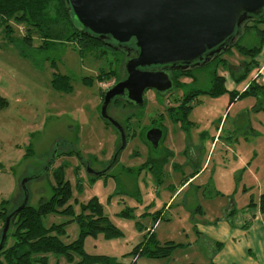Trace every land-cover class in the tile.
Returning a JSON list of instances; mask_svg holds the SVG:
<instances>
[{
  "label": "rangeland",
  "instance_id": "rangeland-1",
  "mask_svg": "<svg viewBox=\"0 0 264 264\" xmlns=\"http://www.w3.org/2000/svg\"><path fill=\"white\" fill-rule=\"evenodd\" d=\"M247 26L240 33L238 45L250 48L258 43L264 24L250 22ZM25 34L22 26L15 27V37ZM42 41V36L35 34V47ZM78 46L53 42L46 49L24 55L0 31V211L5 205L8 212H14L24 202L23 183L30 179L26 184L29 206L37 207L40 201L49 200L53 194L52 173L64 164L75 212L96 197L122 232L113 239L102 234L88 237L85 250L89 254L131 263L134 248L153 232L162 246L175 248L169 257H137L135 264H217L211 251L219 248L207 246L196 225L218 224V220H225L231 228L244 225L246 228L241 230L248 232L245 239L258 247L264 240V213L259 208L264 194L262 103L251 95L239 97L232 104L230 93L219 97L200 95L194 101L186 129L171 120L167 107L183 94L208 90L210 74L218 64L217 74L225 77L228 91L242 93L255 78L264 83V46L255 57L258 66L240 81L236 76L251 58H245L235 47L198 69L195 82L186 79L172 98L147 91L145 107L121 102L111 105L109 114L126 128L129 142L110 171L97 179L82 161L102 171L115 160L121 146L119 133L107 125L100 108L103 93L125 78L126 58L109 48H104L108 53L102 57L100 48L82 55ZM114 69L116 76L100 81L102 72ZM54 73L70 78V93L53 87ZM155 120L167 132L159 150L151 149L140 135ZM188 147L196 149L191 152V162L185 154ZM165 148L172 154L161 167L151 159L162 156ZM202 167L199 177L178 192L182 181L190 180ZM197 206L202 213L196 211ZM69 221L68 216L49 215L44 224L51 227L67 223L63 240L69 243L80 234L79 225ZM14 231L10 225L9 234ZM12 243L9 239L7 246ZM254 254L251 261L241 264H264L263 254L255 249ZM49 264L68 263L64 258H52Z\"/></svg>",
  "mask_w": 264,
  "mask_h": 264
},
{
  "label": "trees",
  "instance_id": "trees-1",
  "mask_svg": "<svg viewBox=\"0 0 264 264\" xmlns=\"http://www.w3.org/2000/svg\"><path fill=\"white\" fill-rule=\"evenodd\" d=\"M252 22L264 24V16ZM17 25L25 29L26 34L23 37L14 36V29ZM247 25L245 27H248ZM0 31L5 34L11 44L19 47L20 52L24 55L30 51L46 49L53 42L56 44L59 42L78 44L79 52L82 55L85 51L99 50L98 48H100L101 55L99 56L102 57L108 53L105 49L109 48L106 43L92 38L78 29L66 0H0ZM35 34H39L43 39L42 45L37 47L34 44ZM258 36V43L250 48L238 45L241 37L230 48L231 50L236 47L245 58H251L249 63H245L244 71L240 76H236L238 81L246 78L249 72L258 66L255 57L264 46V29L259 31ZM110 50L119 52L114 49ZM122 54L125 56L124 53ZM219 65L216 66L219 67ZM216 66L210 74V88L208 90L194 92L184 100L182 106L168 110L174 123L181 124L184 129L188 128L190 125L188 117L193 109L191 103L196 97L204 94L219 97L230 93L231 104L239 97L256 96L258 101L262 103L261 108L264 110V83L255 78L251 80L242 93L228 91L225 77L217 74ZM116 74L115 69L110 73L104 71L99 75V79L103 82L112 79V75L116 76ZM105 75L108 77L106 78ZM52 84L56 90L68 93L72 91L68 76L54 73ZM104 93L103 95H105ZM114 103L118 102L115 101ZM107 125L110 124L107 123ZM143 140L147 143L145 138ZM64 168L65 165L63 164L52 173L54 179L53 194L49 200L40 201L37 207L28 206L12 218L11 225L15 227V231L12 234L8 233L6 244L0 252V264H49L50 256L64 258L68 264H135L137 257L165 258L171 255L175 247L169 244L162 246L156 240L153 232H150L145 240L134 248L131 253L134 261L131 263H122L105 255L89 254L85 250V240L88 237L96 238L102 234L107 239H113L122 236V232L104 213L103 207L96 197L87 204H81L79 213L75 212L70 203L73 192L69 181L65 179ZM259 208L264 213V194L260 196ZM197 210L200 208L198 207ZM11 213L13 212H8L7 207L2 205L0 211L1 235L6 219ZM49 215L70 217L68 223L75 222L80 227L79 237L73 242L66 243L63 237L66 236L67 223L46 227L44 220ZM9 239H12L13 243L8 247Z\"/></svg>",
  "mask_w": 264,
  "mask_h": 264
},
{
  "label": "water",
  "instance_id": "water-1",
  "mask_svg": "<svg viewBox=\"0 0 264 264\" xmlns=\"http://www.w3.org/2000/svg\"><path fill=\"white\" fill-rule=\"evenodd\" d=\"M82 33L102 42L124 45L125 79L106 91L100 115L119 133L125 150L128 137L123 126L109 114L114 100L125 97L137 106L145 105V93L164 94L174 88L168 73L149 70L192 63L208 64L205 54H220L235 45L240 33L251 20L264 16V0H66ZM229 41L228 45L221 48ZM135 54L136 56H134ZM186 67V68H187ZM164 133L159 128L148 131L146 140L158 149ZM55 158V156L53 157ZM114 160V161H115ZM89 174L103 176L107 170ZM23 183L24 202L5 222L0 239L3 250L11 220L29 206V191Z\"/></svg>",
  "mask_w": 264,
  "mask_h": 264
},
{
  "label": "crops",
  "instance_id": "crops-1",
  "mask_svg": "<svg viewBox=\"0 0 264 264\" xmlns=\"http://www.w3.org/2000/svg\"><path fill=\"white\" fill-rule=\"evenodd\" d=\"M247 86L248 85L244 87L243 91H245ZM165 151L169 154H172L169 148H165ZM192 151H196V149L193 147H188V150L185 154H188V157H191ZM203 170L204 167H202L200 170H197L195 172L196 174L190 180L182 181V187L178 192L185 189V187L188 186L189 183L192 182V180L197 179ZM168 205L166 207H168ZM199 208L200 210H197V206L196 211L198 213H202V209L200 206ZM233 212L234 210L230 211V215ZM217 223L218 224L206 223L204 225L199 223L198 225H196V229L199 230V233L202 235V237L206 238V245L210 248H212L213 245H215L216 248H219V250L217 251H211V253H215V260L217 261V264H241V261H251V257L255 255L254 249L257 250V254H263L262 258L264 260V240L260 241L258 243V247H256L250 240L245 239L248 235V232H244L241 230L242 228H246L244 227V225L243 227L239 226L237 228H231V225H229L225 220H218ZM242 239L244 240L243 242H241ZM52 258L56 257L50 256V261L52 260Z\"/></svg>",
  "mask_w": 264,
  "mask_h": 264
},
{
  "label": "flooded vegetation",
  "instance_id": "flooded-vegetation-1",
  "mask_svg": "<svg viewBox=\"0 0 264 264\" xmlns=\"http://www.w3.org/2000/svg\"><path fill=\"white\" fill-rule=\"evenodd\" d=\"M253 20H251L250 22H252ZM249 22V23H250ZM104 43H106V45H108V47L110 48V49H114L115 51H119V52H122V53H124L125 54V48H124V45H119V44H117V43H112V42H104ZM228 43H229V41L226 43V44H224L221 48H224L226 45H228ZM230 49H228L227 51H222L220 54H215L214 56H212L211 55V51H209V52H207L206 54H205V60L207 59V60H210L209 62H208V64H206V65H202V63L203 62H201V63H197V62H195V63H192L191 65H189L188 67L185 65V64H181V63H178V64H176V65H169V66H165V67H154V68H151V69H149V70H152V71H163V72H166V73H168L169 74V76L171 77V80L173 81V84H174V88L171 90V91H169V92H167V93H164V94H161V93H158V92H156V91H154V90H149V91H154L159 97H161V98H166V99H168V98H172L171 96L174 94V92H176V91H178V90H180V89H182V87H184V85L187 83V81H185L186 79H191L192 80V83H194L195 82V79L197 78L196 77V71L198 70V69H200V68H202V67H207L208 65H210V64H212L213 63V61H215L216 59H218V58H220L223 54H225V53H227L228 51H229ZM134 56H136L135 54H133ZM125 60H127L128 59V57L126 56V54H125ZM187 67V68H186ZM193 74H195V75H193ZM125 79V78H124ZM120 81V80H119ZM119 81H117V82H119ZM116 82V83H117ZM115 83V84H116ZM114 84V85H115ZM113 87V86H112ZM109 90V89H108ZM146 94V93H145ZM191 95V94H190ZM189 95L188 94H183L181 97H179V98H175L174 100L175 101H177V103L175 102V104H173V105H171V104H168V107H167V109L169 110L170 108H173V107H180V106H182V104L184 103V100L188 97ZM197 98H195L194 99V101L196 100ZM104 100V99H103ZM115 101H117V102H121V103H123V104H125V105H127V106H130V107H137V106H135V105H133V104H131L130 102H128V100L125 98V97H123V98H118V99H116V100H114V102ZM194 101L191 103V105L193 106L194 105ZM103 102V101H102ZM114 102H113V104H114ZM103 104V103H102ZM112 104V105H113ZM143 107H145V105L143 106ZM162 115H160V118H161V120L163 119V117H161ZM158 121L159 120H155V121H152L151 122V126H149V127H146V128H143L142 129V131L140 132V135H141V138L142 139H146V136H147V133H148V131L149 130H151V129H153V128H159V129H161L162 131H163V133H164V138H163V140L161 141V143L164 141V139H165V137H166V135H167V132H166V129H165V127H164V125L163 124H160V123H158ZM122 125V124H121ZM112 126V125H111ZM123 126V125H122ZM113 127V126H112ZM123 128H124V130H125V132H126V135H127V137H128V140H129V136H128V133H127V130H126V128L123 126ZM136 131H137V129H135ZM138 133V132H137ZM137 133H134V137L137 135ZM144 141V140H143ZM147 141V140H146ZM129 142V141H128ZM148 143V142H147ZM161 143H160V145H161ZM149 144V143H148ZM150 146V148L151 149H154L153 147H152V145L151 144H149ZM160 147V146H159ZM157 150H159V148L157 149ZM118 151H119V149L117 150V152H116V154L118 153ZM122 152H120L119 154H118V156L121 154ZM116 154H115V156H116ZM118 156H117V158H118ZM171 155H169V153H167L166 151L164 152V154L161 156H158V157H152V159H151V157H150V159L152 160V162H154V164H160L161 165V167H162V165H164L166 162H167V160H168V158L170 157ZM193 156L191 155V158H192ZM189 158V160H190V157H188ZM82 161V160H81ZM116 161H117V159L115 160V161H113V162H111L110 163V165H108L105 169H103L102 171H104V170H107V172H109L110 171V169H111V167H112V165H114L115 163H116ZM193 161V160H192ZM83 163V165H84V168L87 170V172H88V169H92L91 168V164H90V162H87V161H82ZM190 162H191V160H190ZM93 171H95L94 169H92ZM95 172H101V171H95ZM89 173V172H88ZM107 174V173H106ZM105 174V175H106Z\"/></svg>",
  "mask_w": 264,
  "mask_h": 264
}]
</instances>
